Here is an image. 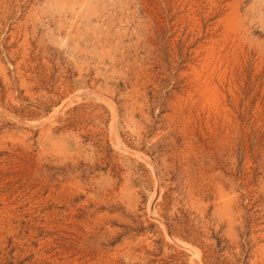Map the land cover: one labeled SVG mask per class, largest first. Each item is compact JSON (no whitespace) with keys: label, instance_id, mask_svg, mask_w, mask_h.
Here are the masks:
<instances>
[{"label":"rangeland","instance_id":"1","mask_svg":"<svg viewBox=\"0 0 264 264\" xmlns=\"http://www.w3.org/2000/svg\"><path fill=\"white\" fill-rule=\"evenodd\" d=\"M0 264H264V0H0Z\"/></svg>","mask_w":264,"mask_h":264},{"label":"water","instance_id":"2","mask_svg":"<svg viewBox=\"0 0 264 264\" xmlns=\"http://www.w3.org/2000/svg\"><path fill=\"white\" fill-rule=\"evenodd\" d=\"M186 250L190 251L188 248L185 247Z\"/></svg>","mask_w":264,"mask_h":264}]
</instances>
